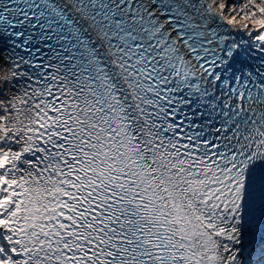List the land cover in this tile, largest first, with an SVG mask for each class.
<instances>
[{
  "label": "snow or ice",
  "instance_id": "obj_1",
  "mask_svg": "<svg viewBox=\"0 0 264 264\" xmlns=\"http://www.w3.org/2000/svg\"><path fill=\"white\" fill-rule=\"evenodd\" d=\"M0 264H264V0H0Z\"/></svg>",
  "mask_w": 264,
  "mask_h": 264
}]
</instances>
